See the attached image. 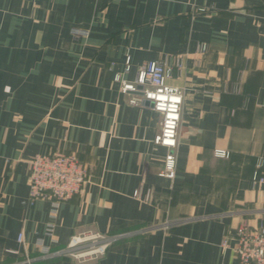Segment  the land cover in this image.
Masks as SVG:
<instances>
[{"label": "crops", "instance_id": "crops-1", "mask_svg": "<svg viewBox=\"0 0 264 264\" xmlns=\"http://www.w3.org/2000/svg\"><path fill=\"white\" fill-rule=\"evenodd\" d=\"M151 59L180 60L171 179L159 113L114 80ZM55 151L87 177L52 213L24 198L30 157ZM256 162L264 173V0H0V264H236L231 233L264 220ZM84 230L121 236L90 261L41 256L37 240L52 251Z\"/></svg>", "mask_w": 264, "mask_h": 264}, {"label": "built area", "instance_id": "built-area-1", "mask_svg": "<svg viewBox=\"0 0 264 264\" xmlns=\"http://www.w3.org/2000/svg\"><path fill=\"white\" fill-rule=\"evenodd\" d=\"M203 11V7H196ZM75 35L83 34L82 30L71 29ZM206 49L205 44L198 46L199 51ZM123 70L129 69L128 56H125ZM173 67H180V60L175 59L173 65L162 60H147L135 70L131 80L121 79L118 75L114 80L119 82V90L127 95L129 104H138L143 99L151 102V109L159 113V126L152 137V143L166 149L162 160L160 175L171 179L174 175L175 154L177 144V127L179 123L182 91L179 87L167 83ZM216 155H226L223 151H215ZM261 166L255 163V170L251 181L258 185L264 184V173L257 172ZM87 168L73 153L52 152L36 153L29 159L28 174L26 177V195L24 202L32 205L36 200L47 201L50 212L54 213L58 204L81 191L86 181ZM138 195V190L132 192ZM51 225H47L46 234H50ZM121 234L107 235L94 231L84 230L69 236L66 244L58 249L49 250L41 240L36 244L42 257L67 256L78 262H85L102 255L107 246ZM230 238L233 242L231 250L236 257V264H264V220L257 226L240 225L234 229ZM16 241L22 242V233L18 232ZM227 244V238L221 242ZM8 253H16L7 249ZM29 264L30 259L25 261Z\"/></svg>", "mask_w": 264, "mask_h": 264}, {"label": "water", "instance_id": "water-1", "mask_svg": "<svg viewBox=\"0 0 264 264\" xmlns=\"http://www.w3.org/2000/svg\"><path fill=\"white\" fill-rule=\"evenodd\" d=\"M142 102H143V103H149V105H151V102L148 101V100L143 99Z\"/></svg>", "mask_w": 264, "mask_h": 264}, {"label": "trees", "instance_id": "trees-1", "mask_svg": "<svg viewBox=\"0 0 264 264\" xmlns=\"http://www.w3.org/2000/svg\"><path fill=\"white\" fill-rule=\"evenodd\" d=\"M260 167H261V166H260ZM260 167H259V168H260ZM258 170H259V169H258ZM258 170H257V172L259 173L260 171H258Z\"/></svg>", "mask_w": 264, "mask_h": 264}]
</instances>
